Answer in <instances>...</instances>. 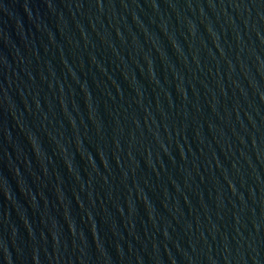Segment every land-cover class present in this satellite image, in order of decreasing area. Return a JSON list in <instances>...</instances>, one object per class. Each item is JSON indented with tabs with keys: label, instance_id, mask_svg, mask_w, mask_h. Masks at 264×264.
Wrapping results in <instances>:
<instances>
[{
	"label": "water",
	"instance_id": "95a60500",
	"mask_svg": "<svg viewBox=\"0 0 264 264\" xmlns=\"http://www.w3.org/2000/svg\"><path fill=\"white\" fill-rule=\"evenodd\" d=\"M0 264H264V0H0Z\"/></svg>",
	"mask_w": 264,
	"mask_h": 264
}]
</instances>
